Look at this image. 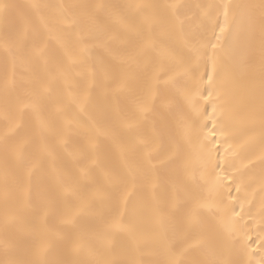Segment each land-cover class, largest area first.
<instances>
[{"label": "snow or ice", "instance_id": "1", "mask_svg": "<svg viewBox=\"0 0 264 264\" xmlns=\"http://www.w3.org/2000/svg\"><path fill=\"white\" fill-rule=\"evenodd\" d=\"M0 264H264V0H0Z\"/></svg>", "mask_w": 264, "mask_h": 264}, {"label": "bare ground", "instance_id": "2", "mask_svg": "<svg viewBox=\"0 0 264 264\" xmlns=\"http://www.w3.org/2000/svg\"><path fill=\"white\" fill-rule=\"evenodd\" d=\"M16 3L24 4L27 3L28 0H15ZM234 2H239V0H234Z\"/></svg>", "mask_w": 264, "mask_h": 264}]
</instances>
